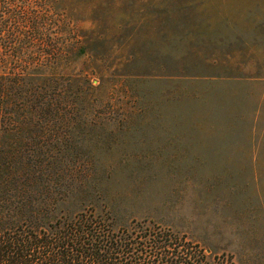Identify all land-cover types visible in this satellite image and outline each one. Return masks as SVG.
I'll return each instance as SVG.
<instances>
[{
    "label": "rangeland",
    "instance_id": "rangeland-1",
    "mask_svg": "<svg viewBox=\"0 0 264 264\" xmlns=\"http://www.w3.org/2000/svg\"><path fill=\"white\" fill-rule=\"evenodd\" d=\"M45 4L71 22L46 30L74 45L60 70L78 84L70 121L37 140L113 174L138 218L264 264V0Z\"/></svg>",
    "mask_w": 264,
    "mask_h": 264
},
{
    "label": "trees",
    "instance_id": "trees-1",
    "mask_svg": "<svg viewBox=\"0 0 264 264\" xmlns=\"http://www.w3.org/2000/svg\"><path fill=\"white\" fill-rule=\"evenodd\" d=\"M43 1L0 4V264H237L138 218L126 200L140 195L104 186L113 174L63 157L61 140H37L51 121H70L78 84L60 70L74 45L46 30L71 22L54 20V5ZM38 126L33 139L21 136Z\"/></svg>",
    "mask_w": 264,
    "mask_h": 264
}]
</instances>
